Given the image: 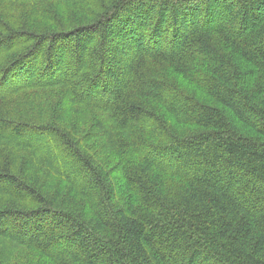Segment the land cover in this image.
I'll return each mask as SVG.
<instances>
[{
    "label": "trees",
    "instance_id": "obj_1",
    "mask_svg": "<svg viewBox=\"0 0 264 264\" xmlns=\"http://www.w3.org/2000/svg\"><path fill=\"white\" fill-rule=\"evenodd\" d=\"M0 138L45 166L0 147V237L39 264H264V0H0Z\"/></svg>",
    "mask_w": 264,
    "mask_h": 264
},
{
    "label": "rangeland",
    "instance_id": "obj_2",
    "mask_svg": "<svg viewBox=\"0 0 264 264\" xmlns=\"http://www.w3.org/2000/svg\"><path fill=\"white\" fill-rule=\"evenodd\" d=\"M58 4L59 3L57 2L55 3L56 6H58ZM60 4H63L64 7H68L67 2ZM63 98H65V100L63 103L62 113L67 121L73 123L74 126L71 128L74 130L73 132L75 139L79 140L81 143V140L84 138L85 141L83 144L81 143V145L85 149L86 147L89 148L92 152L99 155L100 158H106V161L108 162L107 165L115 166L116 168L120 166L119 161L121 156L114 152L116 151L114 150L116 148L115 138L124 131L119 129L118 126L109 118V115L102 110L91 109L86 107L84 104H78L74 101H71L68 96H64ZM6 140L8 142H12L8 139ZM3 141L4 138H0V147L8 146L13 151L11 153H13L17 160L20 161L23 158H33L35 165L40 166V168L45 167L44 165H41L42 163L40 160L32 157L29 154V151L31 153H35L34 150H24L20 146L19 148H16L11 143H5ZM36 141H42L43 146L41 149L43 152H47V155L50 151L52 153L56 152V155L58 154V151L52 148L55 142L51 139L43 140L41 138ZM113 156H116L114 160ZM127 157L130 159H135L136 155L133 154ZM60 165L64 166V164L61 162ZM49 175L51 176L49 177L50 183L55 182V178L57 180L58 176L52 173L51 170ZM0 258L6 264H13L16 261H18V264H39L37 262V252L35 250L27 249L22 245L16 244L9 239L1 237Z\"/></svg>",
    "mask_w": 264,
    "mask_h": 264
}]
</instances>
